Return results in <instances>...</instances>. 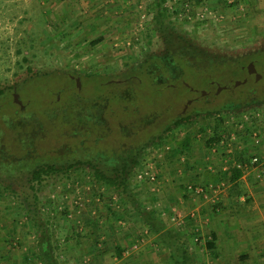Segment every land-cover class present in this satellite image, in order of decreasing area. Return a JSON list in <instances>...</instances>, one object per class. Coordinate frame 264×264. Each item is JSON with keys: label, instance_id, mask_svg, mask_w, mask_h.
Returning a JSON list of instances; mask_svg holds the SVG:
<instances>
[{"label": "rangeland", "instance_id": "rangeland-1", "mask_svg": "<svg viewBox=\"0 0 264 264\" xmlns=\"http://www.w3.org/2000/svg\"><path fill=\"white\" fill-rule=\"evenodd\" d=\"M155 4L156 0H0V170H14L21 159L27 160L19 175H3L6 183L24 196L31 195L30 166L47 161L59 163L89 150L127 155L129 149L162 133L172 118L192 110L205 114L222 107L220 115L229 117L226 130L237 134L233 152L249 156L263 150V139L259 147L251 146L250 133L257 129L263 138L264 132L259 129L264 127V101L251 106L246 100L264 98V90L259 92L264 87V67H233L231 71L220 64L200 72V76L186 70L183 80L173 89L169 87L176 76L168 68L170 75L162 72L157 79L156 84L163 88L145 81L138 85L136 95L137 75L130 71L131 67L142 65L158 46ZM162 8L186 33L225 49L226 58L234 60L264 45V0H165ZM148 36L153 44L148 42ZM239 71L243 73L241 81L234 84ZM86 74L98 81L84 84ZM219 75L229 80L226 88L207 85L206 79ZM182 86L191 92L184 98L179 95L185 93ZM111 90L121 99H130V103L107 102ZM80 105L93 110L94 116L80 122V115L88 114L78 112ZM108 105L110 111L106 110ZM246 112L261 116L241 120ZM216 116L201 115L190 127L196 137L190 151L182 154L185 157L172 153L187 130L180 127H174L163 143L143 149L132 184L135 203L98 181L89 165L69 175H50L40 186L35 204L40 225L11 194L0 193V264H45V249L51 251L57 264H139L137 257L151 264L152 254L158 255L159 264H177L170 247L152 228L159 222L164 225L163 232L178 237L179 250L189 252L182 264H211L217 235L212 233L208 240L184 225V208H175L179 190L170 185L180 183L182 178L183 183L202 186L204 182L192 176L198 175L193 171L196 160L204 161L196 167L207 175L216 166L206 162L207 157L211 159L215 152L228 150L224 143L210 145L207 141ZM236 123H243V127ZM201 151L205 152L203 157L199 155ZM234 157L213 177L228 180L227 173L239 158ZM182 169L193 171L192 175L180 178ZM164 183H169L166 192ZM212 212L217 214L214 209ZM139 221L145 225L140 235ZM122 222L128 229L125 235L119 239L110 235ZM42 230L45 238L41 242ZM130 232L135 238L130 239ZM150 236L156 250L139 257L141 245ZM118 242H123L124 247L115 251L112 248ZM103 246L107 253L99 258V247Z\"/></svg>", "mask_w": 264, "mask_h": 264}, {"label": "trees", "instance_id": "trees-1", "mask_svg": "<svg viewBox=\"0 0 264 264\" xmlns=\"http://www.w3.org/2000/svg\"><path fill=\"white\" fill-rule=\"evenodd\" d=\"M164 1L165 0H156L155 4L157 8V12L155 14V30L157 31L159 38L158 46L156 47V49L152 50V52L149 54V58H147L142 65H140L136 69H134L136 65H133L130 70L133 74L135 73L137 75V79L133 78L137 85V89L135 90L137 93L136 95H138L139 92L138 85L140 83H145V81H148L150 84H153L159 88H163L156 83H158L157 79L162 75V72L166 71L168 75L172 74L174 77L176 76L169 87L170 89H173L172 87H178L177 85H175L176 83H180L183 80L184 76L186 75V70H188V72L191 71L194 76H200L203 71L205 72L210 71L213 68L215 69L220 64H223L225 66L227 65L229 68H231V71L233 67L235 68V70L236 68L246 70L249 67H264V45L260 46L259 48L251 49L250 51L239 54L238 56H235L236 59L234 60L226 58L225 54L227 53V51L225 49L217 47L215 45L211 46L209 45V43H206V41L196 38L191 33H186L182 28V25L168 18L169 16L167 10L162 8V2ZM148 37V42L150 44H153L151 36ZM210 64L213 65L211 66ZM168 68L171 70V72L168 70ZM168 71L170 72V74ZM242 75L239 71L237 75H235V80H233L232 83L235 82L234 84H239ZM84 77L86 78L84 84L94 82L96 83V81H98L96 77L92 75L86 74V76ZM227 81L229 80L227 79L226 75H219L218 78L211 79L210 81H207L206 79L207 85L213 87L223 86V88H226ZM250 86L241 87L248 88ZM183 88L184 87L182 86L181 90L185 93L179 94L180 96H182L181 98H184L186 94H191V92L184 90ZM258 90L259 88L255 89V92H257ZM263 90L264 87H260L259 92ZM2 92L3 89H0V93ZM172 93L175 94L174 91ZM121 98L122 97L121 95L119 96V93L117 94L116 92H112L111 90L107 98V102H109L110 100H122V104L128 105L130 103V99H125L124 97L123 99ZM246 101V103H252L251 106H254V103L261 104L264 101V98L254 97L253 99L250 98ZM108 109L110 111L111 105L106 106V110ZM82 111H84L83 113L87 112L88 114L80 115V122L82 120L88 119V116H94V114H92L94 113L92 112L93 110H89V108L85 107L84 105H80L78 108V112ZM102 112H104V110ZM222 112L224 111H222L221 107L214 110H208L205 114H201V112L197 111L194 112L193 110L192 112L179 114L172 118V120L168 123L162 133L153 136L148 142H144L139 146H134L132 149H129L126 152L127 155L114 156L113 154H105L103 152H99L98 150L96 152L89 150L87 152H79L73 158L67 157L66 159H61L59 163L47 161L32 165L30 166V168H33H29L28 171V173L30 174L28 185L31 195L27 196H24L23 192L21 193V191L16 190L12 186V184L6 183V178L3 177V175H6L7 177L10 174L14 175L18 174L20 171H24L27 166V160L21 159L20 164L14 170H11V168L9 169V167L7 169L1 167L0 172L3 174L2 178H0V193L6 192L11 194V197L17 199L19 203L30 213L32 219L38 225H40V219L37 218V212L35 208L36 201L39 200L38 191L40 190V186L45 183L50 175L59 173L69 175L70 172H74L76 171V169L81 168L84 165H89L98 181L119 191L121 193L120 196H125L127 199L132 201V203H135L137 199L135 197V193L133 192L132 184L134 183L133 180L136 174V166L140 163V158L143 155V149L148 145L163 143L167 137L173 134L174 127H180L187 130L184 138L180 143H178L176 147H174L172 153L176 155L186 154V152H189L191 149L193 138L196 137V133L191 131L190 127L197 123L196 121L199 120V117L201 115H204V117L217 115L216 117L218 118H216V123H214L215 126L212 129V133H210L211 135L209 134L207 141L210 145L223 144L222 141L227 140L225 139V134H228L229 132L226 130L225 118L220 115ZM102 120L104 122V119ZM237 155L239 156L238 159L243 162H248L250 160V157L252 156V154L249 156H245L244 154H241V152H239ZM230 172L232 174L230 178L232 180H235L240 178L244 171L243 169L232 165ZM157 224L158 225H152L153 230L156 231L160 235L161 239L165 241L170 247L173 260L177 264H182V262L186 261L185 259H188V256H190L189 252L185 249L179 250V248H181V244H179L178 237L174 236L173 234L163 232L162 230H164V225L162 223L160 224V222ZM42 233L43 230L40 233L41 242L44 241L45 238ZM43 255L46 262L45 264H57L54 261L51 251L45 249V251L43 250Z\"/></svg>", "mask_w": 264, "mask_h": 264}, {"label": "crops", "instance_id": "crops-1", "mask_svg": "<svg viewBox=\"0 0 264 264\" xmlns=\"http://www.w3.org/2000/svg\"><path fill=\"white\" fill-rule=\"evenodd\" d=\"M110 5L108 2L107 6ZM263 129L264 127L259 129L261 133L264 132ZM262 139L264 143V135ZM251 146L253 147V145ZM212 151H215L214 148ZM243 151H245V149ZM236 152H230L229 150H223V152L217 151V153L215 152V154H213L211 159L207 157L208 160L206 162L216 165L213 169L211 167L212 171L208 172L207 175H203L204 173L201 174V167H196L201 162H204L202 159L196 160L197 163L195 164V169H193L198 175H192L193 171L188 172L187 169H182L180 171V178H189L188 174L194 176L196 181L200 180L202 183L204 182L202 187L204 188V193L207 192V194H196L192 189L187 187V183H183L185 181L181 178L179 181L180 183H172V185H170L173 187L175 186V190H179V193H177L178 191L175 193L178 194L176 205L180 208L176 207V205L175 208L181 210L184 208L182 221L186 227L188 226L193 231H197L199 235H203L208 240L211 238L212 233L217 235L218 240L215 242L216 248L211 249L215 254H213L215 257L214 261L212 263L210 261L211 264H264V173L261 174L259 172L261 166H252L244 169L242 176L235 180L230 178L232 175L230 171L228 173V180L223 178L219 181L213 177V174H216L215 172L222 168L223 165L229 166L228 164L231 162V159H234V156L239 153ZM241 154H246V152H241ZM253 154H255V152H253ZM257 154H260L264 166V146L263 150ZM199 155L203 157L205 152L201 151ZM183 156L184 155H182V157ZM168 167L169 166L165 169L167 170ZM224 172L226 173V171ZM207 183L209 186L214 185L216 189L210 190V188L205 185ZM168 184L169 183H164L162 186L164 192H166L167 187H169ZM189 184L197 185L198 183ZM221 206L223 208H221ZM213 209L217 211V214H213ZM172 218L173 217H171V220H173ZM139 223H141V227H137V230L140 235L141 232H145V229H142V226L145 225H142L140 221ZM125 225V222H122V226H118L119 228L116 227L113 230L115 232L113 233L112 231L110 235L118 236V239L120 237L122 238L125 235L124 233L128 231L127 227L124 229ZM135 228H133V231ZM129 236H132L130 239L135 238L131 235V232ZM151 239L152 237L150 236L149 240L143 243L144 245H141L139 257L144 254L147 255V253L151 252L153 249L156 250L155 247H157V245H152V243H150ZM123 244V242H118L115 244L116 247L112 249L115 251L122 250L124 247ZM108 246L109 243L107 247ZM105 247H99L101 250L99 258L103 257L102 255H104V252L107 253V247ZM157 256V254L151 255V264H159L160 260ZM115 258L112 259V261H115ZM142 258L144 259V257ZM138 260L141 261L139 264H146L142 259H138L137 257L136 262ZM134 261L133 258L131 263Z\"/></svg>", "mask_w": 264, "mask_h": 264}, {"label": "built area", "instance_id": "built-area-1", "mask_svg": "<svg viewBox=\"0 0 264 264\" xmlns=\"http://www.w3.org/2000/svg\"><path fill=\"white\" fill-rule=\"evenodd\" d=\"M252 114V115H251ZM263 114H264V111H263ZM255 117V118H258L259 116H261V113H249V112H246L244 114H242L240 117H241V120H250V117ZM225 118V123L229 122L227 120V118H229L228 116H224ZM253 118V119H255ZM237 127L239 128H242L243 127V123H236L235 124ZM250 136L252 138V145L253 147H259L261 145V142H262V137L261 135L259 134L258 130L257 129H251V133H250ZM227 140H224L222 141V143H224L226 145V147L228 148V150L230 152L233 151V142L236 141L237 139V134L236 133H228L226 135V138ZM233 165L238 167V168H241V169H246V168H250V167H260L261 166V169H260V173L263 174L264 173V169H263V163H262V160H261V156L260 154H257L255 152V154L252 153V156L250 157V160L248 162H243V161H239V160H235L233 162ZM189 189H192L194 190L196 193L198 194H203L204 193V188L202 186H198V185H195V184H189L187 186ZM210 189H216V187H214V185H210L209 186ZM173 220H175V218L173 217Z\"/></svg>", "mask_w": 264, "mask_h": 264}, {"label": "water", "instance_id": "water-1", "mask_svg": "<svg viewBox=\"0 0 264 264\" xmlns=\"http://www.w3.org/2000/svg\"><path fill=\"white\" fill-rule=\"evenodd\" d=\"M80 80V79H79ZM18 96V94H16V96L15 97H17Z\"/></svg>", "mask_w": 264, "mask_h": 264}]
</instances>
